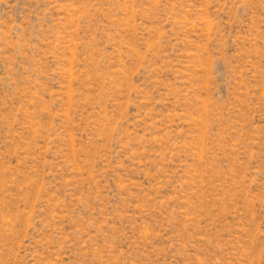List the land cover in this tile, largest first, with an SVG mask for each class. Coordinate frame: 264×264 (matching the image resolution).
<instances>
[{"label": "rangeland", "instance_id": "1", "mask_svg": "<svg viewBox=\"0 0 264 264\" xmlns=\"http://www.w3.org/2000/svg\"><path fill=\"white\" fill-rule=\"evenodd\" d=\"M0 264H264V0H0Z\"/></svg>", "mask_w": 264, "mask_h": 264}]
</instances>
